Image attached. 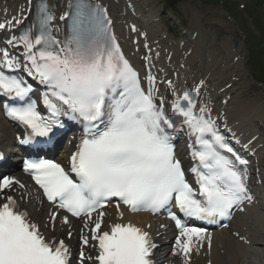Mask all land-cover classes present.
Wrapping results in <instances>:
<instances>
[{
	"label": "snow or ice",
	"instance_id": "1",
	"mask_svg": "<svg viewBox=\"0 0 264 264\" xmlns=\"http://www.w3.org/2000/svg\"><path fill=\"white\" fill-rule=\"evenodd\" d=\"M24 11L0 22V30L22 25ZM57 19L66 26L62 39ZM5 43L22 49L19 56L0 49V96L7 99L5 116L24 129L19 144L39 155L59 142L67 122L82 130L67 170L52 159L23 160V171L52 206L48 223L33 220L11 194L24 184L0 177V264H73L72 249L57 235L59 220L72 238L70 217L83 222L78 264H154L158 245L146 228L125 222L122 205L132 213L167 210L179 231L176 254L187 259L194 245L206 240L210 248L212 238L207 229L186 224L173 207L184 217L228 227L222 222L253 201L249 161L221 133L208 105L198 103L204 81L178 92L167 80L168 95L161 94L156 77L149 71L142 78L122 50L107 7L69 0L57 18L42 2L35 19ZM21 71L44 86L40 102L47 114L31 98L33 84ZM181 133L190 141L194 163L187 171L197 188L174 144ZM113 201L118 220L106 223Z\"/></svg>",
	"mask_w": 264,
	"mask_h": 264
},
{
	"label": "bare ground",
	"instance_id": "2",
	"mask_svg": "<svg viewBox=\"0 0 264 264\" xmlns=\"http://www.w3.org/2000/svg\"><path fill=\"white\" fill-rule=\"evenodd\" d=\"M53 1L60 7L65 6L66 4V0H53ZM23 2L24 0H0V18L6 20V19H10L9 17L11 16H19L18 12L20 11V7L21 5H23ZM105 2L109 5L111 11L113 12L114 15L117 16L118 19L125 18L124 17L125 8L117 0H105ZM147 12L148 13L145 14L141 11V13L139 12V15L140 17L143 18V20L146 21V23L144 24L149 25L151 19H153V15L150 14V11H147ZM153 23H155V20L153 21ZM151 24L152 23H150V25ZM151 29H154V28H151ZM157 39L159 38L156 37V35H152L153 41ZM164 40L165 38H163V41ZM147 41L149 40L147 39ZM154 45L160 46L161 42L159 41L157 42V44H154ZM165 49H166V46L161 45V50L163 52L165 51ZM188 49L192 50L191 55L193 58H191L190 56L186 60L183 61L185 69L184 70L181 69L179 65L180 64L179 58L180 56H183V54L179 56L178 55L179 52H177L175 53L177 54V56H172V58H174L173 60L165 61L166 65L163 67L165 71H161V75L163 77H166V79L171 80L176 88L179 87L181 83L184 81H186L187 83H193V82L197 83L200 81H204V82L210 83V86L208 85V87L214 86L218 89V87L222 88L225 86V80L227 76H229L232 82V89L235 90V86L237 82L232 81V77L236 75H233V72L232 73L227 72L226 68L222 67V64L224 62H221V63L218 62L217 57L212 55L211 51H207L208 45L206 46L205 50L203 49L197 54V57L195 56V52L199 50L198 47H194V45L192 46L188 45V48L186 49V51ZM218 66H219L220 73L218 75H215V71L217 70ZM172 68H174V70L178 72V75L176 78H173L172 75L169 74V70ZM181 71H184V72H181ZM224 76L225 78L222 79V77ZM241 103L243 102L241 101ZM237 105H242V108L239 107L236 113V117L240 118V119H237V121L242 122L241 118L245 116V119H244L245 127L248 130L253 131L255 117L248 115L249 112L246 109H244V107L246 106L244 103L243 104L237 103ZM260 114H263V112H260ZM230 118L233 123H236V121L234 122L231 114H230ZM36 209H37L36 207L34 208V210L30 209L32 211L31 215H32L33 220L39 222L43 218L42 215H44V210H42L39 213L36 211ZM251 216H253V214H251ZM141 218L146 219L147 217L143 216ZM256 219L259 222L260 216H257ZM245 225H247L249 229L251 228L250 224L246 222H245ZM252 226L254 227V229H256L255 222L254 223L252 222ZM45 231L47 232V230ZM228 232H232V230L229 229ZM58 234L61 235V230L57 228V235ZM253 237L256 240V235H253ZM233 239L234 238L231 237L230 233L227 234L225 232L222 235L218 236L217 239H214L215 242L212 248V255H211L214 261V264H248L250 262H247V256H252V258L258 259L257 256L255 255L261 254V251L259 250L255 252L254 249L261 244L260 242L256 240L251 245L246 246L241 242L234 241Z\"/></svg>",
	"mask_w": 264,
	"mask_h": 264
},
{
	"label": "rangeland",
	"instance_id": "3",
	"mask_svg": "<svg viewBox=\"0 0 264 264\" xmlns=\"http://www.w3.org/2000/svg\"><path fill=\"white\" fill-rule=\"evenodd\" d=\"M187 16L191 19L190 14H188ZM243 19L251 21V19L248 18L247 16H242L241 21H243ZM252 26L254 27L255 25H252ZM247 87L248 89L245 87V89L243 90V93H242L243 95L240 96L241 99L246 100V99L252 98L254 100V103L257 104V106L259 107L263 106L264 105V89L258 85H251Z\"/></svg>",
	"mask_w": 264,
	"mask_h": 264
}]
</instances>
